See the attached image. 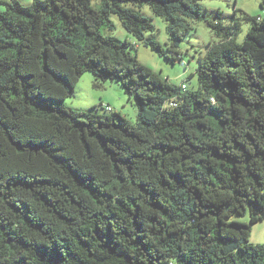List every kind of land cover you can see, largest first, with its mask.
I'll list each match as a JSON object with an SVG mask.
<instances>
[{"label": "trees", "instance_id": "trees-1", "mask_svg": "<svg viewBox=\"0 0 264 264\" xmlns=\"http://www.w3.org/2000/svg\"><path fill=\"white\" fill-rule=\"evenodd\" d=\"M93 1L0 10V264H264L251 242L264 220V0L229 26L208 22L207 0ZM128 4L168 22V52ZM112 14L174 64L205 20L217 41L199 52L197 89L105 36ZM88 72L136 98L135 123L65 105Z\"/></svg>", "mask_w": 264, "mask_h": 264}, {"label": "rangeland", "instance_id": "rangeland-1", "mask_svg": "<svg viewBox=\"0 0 264 264\" xmlns=\"http://www.w3.org/2000/svg\"><path fill=\"white\" fill-rule=\"evenodd\" d=\"M32 3V0H22L24 6H29ZM260 3L261 0H207L201 2L202 7L206 10L208 22L214 23L219 18L225 26L231 24L236 9L239 17L242 16L241 11L250 15L262 13ZM92 5L100 8L101 0H94ZM126 7L138 11L153 20L157 41L168 52L167 44L171 43L170 35L167 31L168 22L161 17L155 16L149 6L140 9L128 4ZM111 20L114 24V29L104 30L103 34L105 36H112L122 41H128L134 46L136 45L137 50L132 49V52L137 53L139 61L149 67L164 81H168L175 86L188 84L189 88L197 89L199 52L206 53L211 43L217 41L214 30L205 20L194 21V30L180 42L179 50L184 56V62L176 64L166 56L137 41L123 28L122 22L117 15L112 14ZM247 29L248 26L245 25L243 33L239 37V42L244 39ZM95 84L96 80L93 74L85 73L75 87V95L68 98L65 101V105L77 112H87L91 108L103 104L119 111L132 123L136 122L139 112L138 102L135 97L125 92L118 80L109 79L102 87H96ZM238 220L249 223V214ZM251 242L255 245H264V220L252 226Z\"/></svg>", "mask_w": 264, "mask_h": 264}, {"label": "crops", "instance_id": "crops-1", "mask_svg": "<svg viewBox=\"0 0 264 264\" xmlns=\"http://www.w3.org/2000/svg\"><path fill=\"white\" fill-rule=\"evenodd\" d=\"M5 1H8V0H0V9H2L3 8V2H5ZM21 2H22V0H20ZM33 1V0H32Z\"/></svg>", "mask_w": 264, "mask_h": 264}]
</instances>
